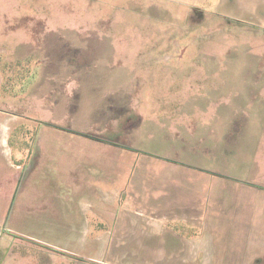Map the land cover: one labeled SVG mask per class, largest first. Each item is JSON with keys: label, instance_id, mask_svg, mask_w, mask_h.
Listing matches in <instances>:
<instances>
[{"label": "rangeland", "instance_id": "1", "mask_svg": "<svg viewBox=\"0 0 264 264\" xmlns=\"http://www.w3.org/2000/svg\"><path fill=\"white\" fill-rule=\"evenodd\" d=\"M233 95L264 98V0H0V110L19 117L11 146L23 168L0 198L14 230L0 224V264H201L182 238L204 231L160 191L184 183L203 197L177 200L207 209L213 183L183 182L197 168L169 170L173 153L135 145L232 127L253 112ZM50 218L60 229H36ZM153 220L166 225L130 239ZM86 223L104 231L67 229Z\"/></svg>", "mask_w": 264, "mask_h": 264}, {"label": "crops", "instance_id": "2", "mask_svg": "<svg viewBox=\"0 0 264 264\" xmlns=\"http://www.w3.org/2000/svg\"><path fill=\"white\" fill-rule=\"evenodd\" d=\"M245 96L233 95L227 100L230 103H249L253 107V112L243 110L232 116V118L236 119V123L237 121L240 123L239 126L235 127L236 123H233L232 127H224L219 129L218 132H211V129H208L209 127L202 128L198 132L208 129L205 131L207 132L206 135L201 133L198 135V133L195 134L194 132L187 134L183 130L182 132L173 131L172 134L165 133L166 131H159L163 134V137L158 142H151L148 139L146 142L136 143L135 145L136 148L141 150L163 151L158 153L167 155L173 153V156L179 162H176L177 165L167 163L170 166L169 170L173 168L174 171H179V169L182 170V168L188 166L197 168V172L194 171L195 176L189 177L187 173L185 174L182 171L183 182L190 179L203 182L207 180L213 183L214 189L211 191V195L216 197V200L213 206L210 205L207 209L200 208V203L196 201L177 200L180 196H182L181 198L190 197L194 199L203 197V192L190 191L184 188V183L178 194H169L168 190H173L174 188L167 184L163 185L164 190L160 191L168 198L166 207L183 208L187 206L190 214H192L191 218L195 219L190 221L191 226H197L198 228L196 227V229L200 228L204 231L202 235L182 238L188 246L186 255L189 256V260H199L201 264H225L228 261H231L232 264H264V204L258 206L253 203L256 198L262 201L264 197V182L259 167V161L264 160V121L262 111L264 109V98L261 97L260 100H256L254 97L248 98L249 96ZM243 104L240 108L244 107ZM180 114L183 115L182 117H192V115H187L186 112H180ZM218 115H214L213 118H217ZM18 119L17 114L0 110V165L5 168V171H0V176H6L5 181L7 180L5 185L0 183V198L5 196L8 198L3 193L7 185H9L8 181L13 175H17L23 169L14 161L11 146V125H15ZM187 122L190 123V121ZM194 126L198 128V122ZM158 157L171 160L162 155ZM165 168L168 167L165 166ZM26 169L24 170L26 171ZM209 169L211 170L210 174L198 172L209 171ZM205 176L208 179H204ZM150 177L148 180L157 178ZM2 180L4 179L0 177V181ZM131 182L133 183L130 193L127 195L128 198L138 196L139 188L136 186V182L140 183V178L137 177ZM117 188L118 186L115 189ZM223 197L237 200L225 203L221 200ZM101 214L102 211L95 212L98 217ZM35 219H37L36 223H39L42 218ZM7 221L8 218H6L4 223L0 219V224L7 225V229L14 231ZM57 223L59 222H55L50 218L43 222V225H36V229H60V226L56 225ZM165 225L166 223L158 222V220L142 222V224L137 226L140 232L130 239L138 240L152 236L154 233L148 231L156 230L157 227L164 228ZM67 229H98V231H104L103 228L99 227L90 228L87 223L80 227L72 224L67 226ZM102 235L99 234L95 240L107 239V234H104V237ZM176 237L178 236L176 235ZM25 238L29 239V237ZM34 242L44 244L38 240H34ZM106 244H108V241H106Z\"/></svg>", "mask_w": 264, "mask_h": 264}]
</instances>
